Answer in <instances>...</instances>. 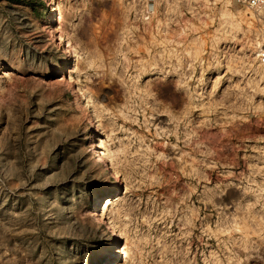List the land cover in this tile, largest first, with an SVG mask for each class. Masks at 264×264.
<instances>
[{"label": "rangeland", "instance_id": "obj_1", "mask_svg": "<svg viewBox=\"0 0 264 264\" xmlns=\"http://www.w3.org/2000/svg\"><path fill=\"white\" fill-rule=\"evenodd\" d=\"M54 1L73 63L0 0V264H264V6Z\"/></svg>", "mask_w": 264, "mask_h": 264}, {"label": "bare ground", "instance_id": "obj_2", "mask_svg": "<svg viewBox=\"0 0 264 264\" xmlns=\"http://www.w3.org/2000/svg\"><path fill=\"white\" fill-rule=\"evenodd\" d=\"M42 2H44L46 5H48L50 10H51V15L47 19L46 24L52 27V30L57 37L56 42H58L60 49L65 51L68 54L67 59L73 63V54L71 51L68 50L66 40L60 34V31H59L58 26H57V23H58L57 19L59 16L58 4L54 0H42ZM230 18H231V16H230ZM231 20L233 22L232 18H231ZM262 50H264V49H262ZM259 67L260 68L263 67L262 69L264 70V66L261 63L259 65ZM74 95L77 96L75 92H74ZM77 100H79L78 96H77ZM90 117H91V120L93 122V131H92V134L90 137L91 138L90 143L93 144L95 147L94 149H95V154H96V156H95L96 162L98 164H102L106 168V170H110L112 172L111 174L116 178V186H117L116 187L117 188L116 194L120 190H122V192H123L121 177H120L119 173L115 170L112 163H110V161L108 162L106 160L107 156L105 157V154H104L105 152H103L104 145H103L102 141L99 140V138H98V133L101 131V123L96 116H93V114H91ZM116 194H115L114 190H112V191H110V194L108 196L105 194H102L96 198L95 215L98 217L99 220H101V221L106 220L102 211L99 208L102 199L103 198H109L110 196L111 197L116 196ZM107 226H108L110 233L114 237V241L112 244L116 247L109 253L110 259L113 257H116L118 255L126 254L127 249L121 240V236L116 232L115 227L110 222H107Z\"/></svg>", "mask_w": 264, "mask_h": 264}, {"label": "built area", "instance_id": "obj_3", "mask_svg": "<svg viewBox=\"0 0 264 264\" xmlns=\"http://www.w3.org/2000/svg\"><path fill=\"white\" fill-rule=\"evenodd\" d=\"M240 3L246 4L248 8L251 9H258L264 6V0H239ZM264 47L259 48L258 58L260 63L264 66Z\"/></svg>", "mask_w": 264, "mask_h": 264}, {"label": "trees", "instance_id": "obj_4", "mask_svg": "<svg viewBox=\"0 0 264 264\" xmlns=\"http://www.w3.org/2000/svg\"><path fill=\"white\" fill-rule=\"evenodd\" d=\"M39 1L41 2V4H42V5H44V4H45V3H44V2H42L41 0H39Z\"/></svg>", "mask_w": 264, "mask_h": 264}]
</instances>
